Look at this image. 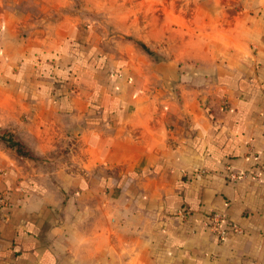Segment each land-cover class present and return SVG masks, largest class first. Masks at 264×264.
Listing matches in <instances>:
<instances>
[{
    "label": "crops",
    "instance_id": "obj_1",
    "mask_svg": "<svg viewBox=\"0 0 264 264\" xmlns=\"http://www.w3.org/2000/svg\"><path fill=\"white\" fill-rule=\"evenodd\" d=\"M223 8L211 69L63 24L5 53L0 129L32 158L0 142V264L264 263V0Z\"/></svg>",
    "mask_w": 264,
    "mask_h": 264
},
{
    "label": "rangeland",
    "instance_id": "obj_2",
    "mask_svg": "<svg viewBox=\"0 0 264 264\" xmlns=\"http://www.w3.org/2000/svg\"><path fill=\"white\" fill-rule=\"evenodd\" d=\"M226 1L230 0H0V107L10 110L15 102L8 82L18 81L15 67L21 66L7 58V52L13 53L15 45L30 37L59 34L61 24L79 33L88 30L109 54L119 45H130L153 64L211 69L224 61ZM3 132L9 133L0 129Z\"/></svg>",
    "mask_w": 264,
    "mask_h": 264
},
{
    "label": "built area",
    "instance_id": "obj_3",
    "mask_svg": "<svg viewBox=\"0 0 264 264\" xmlns=\"http://www.w3.org/2000/svg\"><path fill=\"white\" fill-rule=\"evenodd\" d=\"M232 177H235L232 174ZM7 203L4 201L3 197L0 198V209L2 207H6ZM1 219V216H0ZM204 226L209 232L213 235H215L219 239H223L226 235V228L224 226V220L223 218L218 214H211L206 217ZM233 230H236L237 227L232 226ZM264 264V263H263Z\"/></svg>",
    "mask_w": 264,
    "mask_h": 264
},
{
    "label": "trees",
    "instance_id": "obj_4",
    "mask_svg": "<svg viewBox=\"0 0 264 264\" xmlns=\"http://www.w3.org/2000/svg\"><path fill=\"white\" fill-rule=\"evenodd\" d=\"M0 142H2L7 148L13 150L17 156L28 159L32 158L27 149L19 141H17L12 134L6 132L0 133Z\"/></svg>",
    "mask_w": 264,
    "mask_h": 264
}]
</instances>
